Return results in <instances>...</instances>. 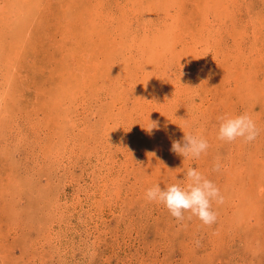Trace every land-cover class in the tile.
Segmentation results:
<instances>
[{"label": "rangeland", "instance_id": "374dc122", "mask_svg": "<svg viewBox=\"0 0 264 264\" xmlns=\"http://www.w3.org/2000/svg\"><path fill=\"white\" fill-rule=\"evenodd\" d=\"M0 48V264H264V0H0ZM190 167L211 226L145 198Z\"/></svg>", "mask_w": 264, "mask_h": 264}, {"label": "clouds", "instance_id": "9594fccd", "mask_svg": "<svg viewBox=\"0 0 264 264\" xmlns=\"http://www.w3.org/2000/svg\"><path fill=\"white\" fill-rule=\"evenodd\" d=\"M219 129L217 139L220 141L233 142L238 138L245 143L256 140L259 135L254 120L247 114L237 116L218 117ZM147 129L151 133L154 129L159 130L158 121H149ZM208 142L200 135L185 134L180 140H172L170 151L183 158H199L208 149ZM223 165L217 158L212 171H221ZM172 184L163 190L159 185H153L145 192V198L150 202L164 205L177 222L185 219V213L197 217L204 225L211 226L216 222L217 214L212 210V203L223 204L224 197L220 189L200 171L188 168L183 181Z\"/></svg>", "mask_w": 264, "mask_h": 264}, {"label": "bare ground", "instance_id": "6f19581e", "mask_svg": "<svg viewBox=\"0 0 264 264\" xmlns=\"http://www.w3.org/2000/svg\"><path fill=\"white\" fill-rule=\"evenodd\" d=\"M223 1V0H222ZM133 2V1H132ZM227 2V1H226ZM159 3V2H158ZM217 8V7H216ZM140 11V10H139ZM166 11V10H165ZM229 12V11H228ZM123 14V13H122ZM227 14V12H226ZM231 17V16H230ZM12 19V18H11ZM227 19V18H226ZM12 22V21H11ZM32 24V23H31ZM173 30V29H172ZM3 42V41H2ZM5 48V47H4ZM15 48V47H14ZM1 49V48H0ZM16 49V48H15ZM183 52V51H182ZM187 54V53H186ZM191 54V53H190ZM153 56V55H152ZM184 59V58H183ZM21 60V59H20ZM1 64V63H0ZM4 69V68H3ZM9 82V81H8ZM8 84V83H7ZM9 85V84H8ZM7 87V86H6ZM4 118V117H3ZM6 120V119H5ZM69 170V169H68Z\"/></svg>", "mask_w": 264, "mask_h": 264}]
</instances>
